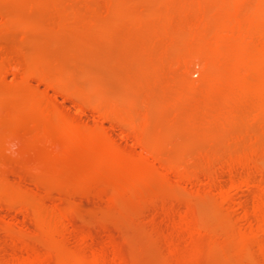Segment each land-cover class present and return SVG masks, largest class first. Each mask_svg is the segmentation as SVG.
<instances>
[{
  "label": "bare ground",
  "instance_id": "bare-ground-1",
  "mask_svg": "<svg viewBox=\"0 0 264 264\" xmlns=\"http://www.w3.org/2000/svg\"><path fill=\"white\" fill-rule=\"evenodd\" d=\"M76 1L84 7L88 5L86 0ZM106 1L114 7L91 10L90 16L78 9L56 12L60 22L57 34H65L70 27L76 35L82 31L105 34L107 27L100 20L105 12L113 25L121 24L145 38L142 51L155 55L160 83L173 68L181 66L176 84L189 86L191 92L185 99L203 90L210 100L222 88L234 87L254 96L256 118L264 115V0H147L150 7L139 12L144 7L136 10L134 6L143 0ZM11 21L5 16L0 29ZM82 22L86 25L82 26ZM23 29L31 30L32 26L28 24ZM113 35L108 31L109 38ZM156 41L159 48L155 52ZM9 58L0 61V128L1 121L8 119L11 133L27 130L25 149L30 153L40 148L43 161L53 162L60 156L62 168L83 171L77 186L86 196L106 199L109 204L122 200L124 208L148 217L153 228L150 240L163 245L164 264H197L207 258L212 248V253L222 249L225 258L234 264H264V153H256L252 145L242 158L227 162L220 171L200 176L156 152L148 139L153 125L145 97L136 114L130 112L131 102L128 107L105 109L93 105L100 117L120 130V136L131 138L138 147L127 149L103 126L92 125L80 115L71 116L57 105L62 95L73 99L75 111L80 113L88 103L81 91H69L60 80L41 74L36 77L46 90L34 89L33 65ZM197 66L201 80L189 78L190 70ZM231 69L236 70L234 78L229 75ZM8 74L16 77L10 86ZM140 74L147 84L149 70L143 69ZM25 89L34 91V95L23 99L20 93ZM139 89V83L128 84L130 92ZM160 100L158 109H169L171 122L177 125L179 110L165 99ZM10 148V144L0 142V155ZM44 166L36 167L39 174L44 173ZM26 168L32 171L30 166ZM0 185L7 188L5 192L0 190V206L22 216L0 217L1 229L9 241L2 248L6 255L0 264H130L120 238L112 232L83 229L75 224L78 202L63 206L54 200L46 206L36 201L38 197L32 200L29 195L49 196V190L29 189L8 178H0ZM153 185H157L156 191L149 190ZM181 190L187 193L183 201L178 196ZM192 197L211 200L220 233L211 231L199 218ZM28 223L34 224L37 231L29 230Z\"/></svg>",
  "mask_w": 264,
  "mask_h": 264
},
{
  "label": "rangeland",
  "instance_id": "rangeland-1",
  "mask_svg": "<svg viewBox=\"0 0 264 264\" xmlns=\"http://www.w3.org/2000/svg\"><path fill=\"white\" fill-rule=\"evenodd\" d=\"M86 1L89 6L85 5L88 8L78 4L76 0H59L58 3L54 0H0V22L5 16L12 19L8 26L0 29V61L3 59L8 61L5 58L15 57L22 63L30 62L33 65L34 77L31 82L34 89L46 90L45 84L36 77L41 74L60 80L69 91H81L88 103L81 107L80 113L75 111L73 99L62 95L58 96L57 105L71 116L80 115L92 125L103 126L127 149L135 147L132 139L120 136V130L100 117L92 106L96 105L99 109L111 106L128 107L131 102L130 112L136 114L140 107L139 102L145 97V106L147 105L153 125L148 139L156 152L164 158L179 161L190 172L200 176L220 171L227 162L242 158L252 145L255 146L256 153H264V115L256 118L257 104L252 94L246 95L237 88L225 87L210 100L206 98L203 90H197L191 99H185L191 92L189 86L186 83L176 84L182 67L173 68L164 78V82L160 83L158 81L160 71L155 55L142 51L145 38L121 24L113 25L110 16L105 12H101L105 15L101 19L99 16L107 27L105 34L82 31L80 35H76L70 27L65 34L58 35L60 22L55 16L56 12L78 9L85 13L84 15L90 16L91 10L103 11L102 6L105 9L114 7L108 5L106 0ZM134 7L136 10L137 7L141 9L144 7L137 12L144 9L146 11L150 7V2L143 0ZM28 24L32 26V31L23 29ZM72 25L73 22H70V26ZM85 25L82 22V26ZM108 31L113 33L114 37L109 38ZM153 46L156 52L159 42L156 41ZM143 69L149 70L150 79L147 84L140 74ZM229 75L234 78L236 70H229ZM189 78L202 79L198 66L190 70ZM7 79L10 86L16 77L8 74ZM131 82L139 83L140 89L130 92L128 84ZM48 91L52 92L51 89ZM20 94L23 99H29L34 95V91L25 89ZM160 98L169 102L172 108L179 110L180 118L177 125L171 122L169 109H158ZM192 120H195V123H192ZM1 123L0 142L10 144L11 148L6 151L7 153H1L5 156L0 155V162L5 165L0 168V178H8L15 184L17 182V185L38 189L41 192L49 190V196L40 197L34 193L33 196L29 195L32 200L38 197L36 201L40 200L46 206L54 200H58L63 206H67L71 201L78 202L75 207L77 214L74 213L73 217L75 224L83 229L100 228L112 232L118 239L120 238L130 264H164L163 245L150 240L149 235L153 228L148 217L143 218L132 212V209L124 208L122 200L109 204L110 201L106 199L102 201L94 195L86 196L87 193L77 186L83 171L62 168L63 157L60 156L53 162L43 161L42 152H38L42 151L40 148L34 153L25 149L29 136L27 130L13 134L9 130L8 119L2 120ZM61 147L62 143L58 144V150ZM27 166H30L32 171H28ZM42 166L45 168L44 173L39 174L36 167ZM79 189L83 193H80ZM156 189L157 185L149 187L151 191ZM0 190L5 192L7 188L0 185ZM185 194L187 193L182 190L178 191L182 201L185 200ZM192 198L194 200L191 201H195L193 204L200 214L199 218L208 224L211 231L220 233L212 214L211 200L207 197ZM1 216L22 218L21 214L0 206ZM28 228L37 231V227L31 223H28ZM6 242H9L8 237L0 225V259L6 255L2 250L8 245ZM212 249L209 250L207 258L197 264H234L232 260L225 258L222 249H214L213 253Z\"/></svg>",
  "mask_w": 264,
  "mask_h": 264
}]
</instances>
